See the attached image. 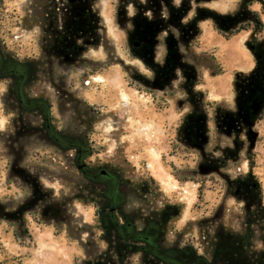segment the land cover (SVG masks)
I'll list each match as a JSON object with an SVG mask.
<instances>
[{
	"label": "rangeland",
	"instance_id": "374dc122",
	"mask_svg": "<svg viewBox=\"0 0 264 264\" xmlns=\"http://www.w3.org/2000/svg\"><path fill=\"white\" fill-rule=\"evenodd\" d=\"M258 15L264 23V0H172L157 14L148 0H6L0 39L38 68L28 92L55 126L89 137L86 164L117 174L126 214L168 212L164 244L207 262L264 264V31L219 33ZM7 89L0 82V264H118L95 218L100 191L46 139L18 135ZM255 97L258 115L242 101Z\"/></svg>",
	"mask_w": 264,
	"mask_h": 264
},
{
	"label": "flooded vegetation",
	"instance_id": "af4514ba",
	"mask_svg": "<svg viewBox=\"0 0 264 264\" xmlns=\"http://www.w3.org/2000/svg\"><path fill=\"white\" fill-rule=\"evenodd\" d=\"M5 1L0 0V8ZM63 2L65 3V1ZM163 2L171 4L172 0H148V4L154 6L156 14L159 8H162ZM64 10L58 11L67 12ZM54 14L56 15V13ZM6 37L7 34L3 32V44L0 39V82L8 86L7 97L15 102L12 106V115H15L20 122L17 133L19 135L31 132L46 139L49 144L67 154L69 164L72 162L82 177L86 181H90L94 190L100 191V199L92 205L96 208L95 218L99 222L103 238L107 240L109 249L106 255L109 258L106 261L115 263L114 260H116L118 264H130L131 258L137 257L141 264H225V261L233 264L227 256L215 257L212 262H207L190 246L183 248L166 246L164 244V230L168 225V212H165L160 220L155 218V214H152V217H140L141 215L136 214L135 208L131 209L132 213L128 209L126 214L127 193L124 191V184L121 183L116 173L88 166L86 161L94 155V148L88 143L89 137H73L63 133L54 124L51 106L30 96L28 89L33 83V78L37 75L38 68L8 52V46L5 44ZM242 101L244 110H250L254 115L261 113L262 106L259 97L243 99ZM246 102L252 103L253 106L249 104L247 107ZM257 103L261 107L255 108ZM37 119L41 120V124L33 126L37 124L34 122ZM24 121L33 122L25 123ZM26 215L31 217L30 220L39 221L38 219L42 214L37 210ZM44 215H49V213L46 212ZM22 222L25 223L26 234H29L28 237L31 238L32 230L26 225L28 219L25 222L23 217L20 223ZM111 235L114 237L107 239ZM108 255L116 256V258Z\"/></svg>",
	"mask_w": 264,
	"mask_h": 264
},
{
	"label": "trees",
	"instance_id": "16d2710c",
	"mask_svg": "<svg viewBox=\"0 0 264 264\" xmlns=\"http://www.w3.org/2000/svg\"><path fill=\"white\" fill-rule=\"evenodd\" d=\"M256 25L254 24V27L252 26V24L247 23V24H243L240 25L237 29L230 31L229 33H225L221 30H219V33L226 39L230 40L233 39L235 37H238L239 35H241L242 33L245 32H250L253 31L255 29V27H257L259 33L264 31V23L262 22L260 16H256ZM252 26V27H251ZM181 146L178 143H175L172 147L171 150H175V154L178 156V151H181ZM183 150V149H182ZM155 181V180H153ZM206 180L205 178L203 180L197 181V184L199 185V200H203L205 197V193H206V189H205V185H206ZM32 235V234H31ZM31 238H33V236H31Z\"/></svg>",
	"mask_w": 264,
	"mask_h": 264
}]
</instances>
